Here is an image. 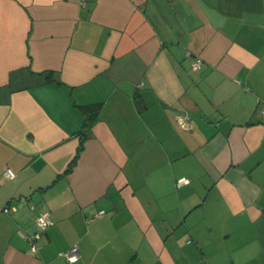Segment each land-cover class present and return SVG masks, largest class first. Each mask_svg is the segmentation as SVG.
Masks as SVG:
<instances>
[{
  "label": "crops",
  "instance_id": "1",
  "mask_svg": "<svg viewBox=\"0 0 264 264\" xmlns=\"http://www.w3.org/2000/svg\"><path fill=\"white\" fill-rule=\"evenodd\" d=\"M262 111L264 0H0V264H264Z\"/></svg>",
  "mask_w": 264,
  "mask_h": 264
},
{
  "label": "built area",
  "instance_id": "2",
  "mask_svg": "<svg viewBox=\"0 0 264 264\" xmlns=\"http://www.w3.org/2000/svg\"><path fill=\"white\" fill-rule=\"evenodd\" d=\"M192 68L195 70H199L201 68V59L196 58L192 63ZM262 115H264V111H262ZM179 122L182 126V128L187 129V122L184 118H180ZM5 177L7 178H13L15 174L10 169H7L4 172ZM186 183V180L184 178H180L176 181L177 186H181L182 184ZM4 213H9V210L7 208L3 209ZM105 214L104 211H100L97 214L94 215L93 218H100ZM35 231L27 237V241L29 244V251L33 254H36L38 252V242L41 239L42 235L46 231V229L51 225V219L50 215L47 211H41L36 219H35ZM63 256L65 257L66 261L69 263H74L79 260V252L77 245L72 247L67 252L63 253Z\"/></svg>",
  "mask_w": 264,
  "mask_h": 264
},
{
  "label": "trees",
  "instance_id": "3",
  "mask_svg": "<svg viewBox=\"0 0 264 264\" xmlns=\"http://www.w3.org/2000/svg\"><path fill=\"white\" fill-rule=\"evenodd\" d=\"M87 112L88 113H86V121H85V133H86V135L88 133V130L91 128V126L95 122L96 115H97V109L95 107L87 108ZM86 138H87V136H85V139ZM81 149H82V147L79 148L78 153H80Z\"/></svg>",
  "mask_w": 264,
  "mask_h": 264
}]
</instances>
